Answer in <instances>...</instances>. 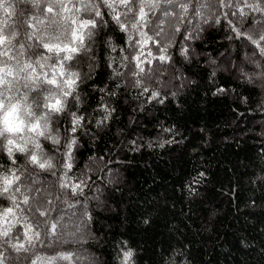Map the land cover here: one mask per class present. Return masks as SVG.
I'll list each match as a JSON object with an SVG mask.
<instances>
[{"label": "trees", "instance_id": "trees-1", "mask_svg": "<svg viewBox=\"0 0 264 264\" xmlns=\"http://www.w3.org/2000/svg\"><path fill=\"white\" fill-rule=\"evenodd\" d=\"M13 3V20L34 11ZM190 4L187 14L163 2L149 13L142 30L152 41L129 40L109 21L72 62L86 121L72 169L61 166L63 140L60 153L42 141L56 167L29 165L21 177L30 200L17 193L24 211L0 218L3 264H120L129 248L134 264H264V55L252 43L264 13L244 0ZM23 162L17 154L15 167ZM0 164L7 175L3 151Z\"/></svg>", "mask_w": 264, "mask_h": 264}, {"label": "snow or ice", "instance_id": "snow-or-ice-1", "mask_svg": "<svg viewBox=\"0 0 264 264\" xmlns=\"http://www.w3.org/2000/svg\"><path fill=\"white\" fill-rule=\"evenodd\" d=\"M16 2L31 4L34 11L25 16L24 10H21L20 15L13 20V0H0V11L4 16V19L0 20V151L6 154L12 166L7 170V175L0 174V197L11 201V206L0 208V218H3L4 223H8L7 218L14 214V209L24 211L20 208L17 193L23 197L24 205L29 204L30 197L26 193L31 191V187L21 185V177L28 171V166L45 171L56 167L53 163L54 157L48 154L42 141L48 143L51 151L60 153L58 146L63 140L64 151L60 154L65 160L61 166L69 171L72 169V151L77 143L76 133L82 131L86 123L83 113L77 114L82 104L79 90L82 77L74 70L72 64L76 57H87L92 52L97 33L108 27L109 21L120 31L127 33L129 40L135 39L133 32L138 33L142 40L137 43H142L153 39L142 29L150 22L149 13L155 14L160 9L161 2L177 6L182 14H187L191 6L190 0ZM221 2L223 3V0ZM244 3L253 11L264 13L259 0L251 5L247 4V0H244ZM102 7L107 9L106 13L101 10ZM239 11L241 15H246L243 8ZM48 14L51 15L50 20ZM235 14L234 12L233 15ZM106 15L109 19H105ZM162 15L175 13L165 10ZM176 31H179V28ZM248 39L252 40L251 37ZM261 41H264V35L252 40V43L260 50V54L264 55ZM153 42L159 44V41ZM112 51H115L114 47ZM160 51L164 52L166 49L161 48ZM184 52L186 54V50ZM123 59L127 60V57ZM134 59L139 64L140 56L137 55ZM159 59L163 61L170 58L162 55ZM157 95L158 93H154L153 97ZM103 107L105 112H109L107 105ZM17 154H20L24 161L19 167H15ZM0 168H3L2 164ZM18 172L20 175H17ZM81 184L73 185L72 191L79 189ZM61 186L69 185L64 183ZM21 187L25 188L24 192ZM46 214L40 212L41 216ZM51 227L55 232L56 224ZM9 231L10 229L3 231L2 235L8 237ZM34 237L39 240L40 233L35 232ZM28 239L29 243H32L33 237ZM12 247L17 248L16 245ZM19 247L22 248L23 245ZM134 255L133 249L122 250L120 264H134ZM61 258L70 259V256L63 255ZM0 264H3L2 260Z\"/></svg>", "mask_w": 264, "mask_h": 264}]
</instances>
